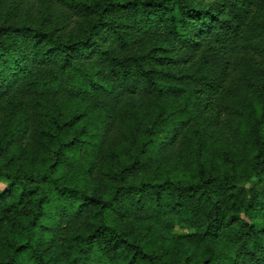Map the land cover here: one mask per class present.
Returning a JSON list of instances; mask_svg holds the SVG:
<instances>
[{
  "label": "trees",
  "instance_id": "1",
  "mask_svg": "<svg viewBox=\"0 0 264 264\" xmlns=\"http://www.w3.org/2000/svg\"><path fill=\"white\" fill-rule=\"evenodd\" d=\"M0 264H264V0H0Z\"/></svg>",
  "mask_w": 264,
  "mask_h": 264
},
{
  "label": "rangeland",
  "instance_id": "2",
  "mask_svg": "<svg viewBox=\"0 0 264 264\" xmlns=\"http://www.w3.org/2000/svg\"><path fill=\"white\" fill-rule=\"evenodd\" d=\"M3 188H4V184L0 182V190H2Z\"/></svg>",
  "mask_w": 264,
  "mask_h": 264
}]
</instances>
